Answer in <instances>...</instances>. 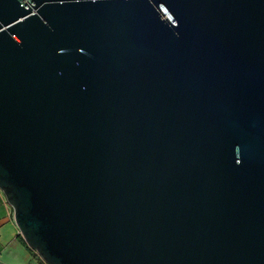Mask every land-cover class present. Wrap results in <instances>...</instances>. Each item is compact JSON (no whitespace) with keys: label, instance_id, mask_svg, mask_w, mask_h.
I'll list each match as a JSON object with an SVG mask.
<instances>
[{"label":"water","instance_id":"water-1","mask_svg":"<svg viewBox=\"0 0 264 264\" xmlns=\"http://www.w3.org/2000/svg\"><path fill=\"white\" fill-rule=\"evenodd\" d=\"M0 191L44 264H264V0H0Z\"/></svg>","mask_w":264,"mask_h":264},{"label":"crops","instance_id":"crops-1","mask_svg":"<svg viewBox=\"0 0 264 264\" xmlns=\"http://www.w3.org/2000/svg\"><path fill=\"white\" fill-rule=\"evenodd\" d=\"M12 210L0 191V264H43L21 243Z\"/></svg>","mask_w":264,"mask_h":264},{"label":"trees","instance_id":"trees-1","mask_svg":"<svg viewBox=\"0 0 264 264\" xmlns=\"http://www.w3.org/2000/svg\"><path fill=\"white\" fill-rule=\"evenodd\" d=\"M21 243L25 246V244H24V242L21 240ZM26 247V246H25ZM27 248V247H26ZM28 249V248H27ZM28 251L30 252V253H33V251H31V250H29L28 249Z\"/></svg>","mask_w":264,"mask_h":264},{"label":"rangeland","instance_id":"rangeland-1","mask_svg":"<svg viewBox=\"0 0 264 264\" xmlns=\"http://www.w3.org/2000/svg\"><path fill=\"white\" fill-rule=\"evenodd\" d=\"M33 255H34V256H36L37 258H39V257L36 255V253H35V252H33ZM39 259H40V258H39ZM43 264H44V263H43Z\"/></svg>","mask_w":264,"mask_h":264}]
</instances>
